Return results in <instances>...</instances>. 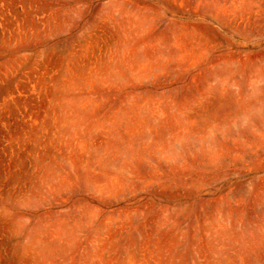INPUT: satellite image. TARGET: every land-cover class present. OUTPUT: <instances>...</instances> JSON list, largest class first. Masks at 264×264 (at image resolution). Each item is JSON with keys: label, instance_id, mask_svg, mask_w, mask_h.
Returning <instances> with one entry per match:
<instances>
[{"label": "rangeland", "instance_id": "1", "mask_svg": "<svg viewBox=\"0 0 264 264\" xmlns=\"http://www.w3.org/2000/svg\"><path fill=\"white\" fill-rule=\"evenodd\" d=\"M0 264H264V0H0Z\"/></svg>", "mask_w": 264, "mask_h": 264}]
</instances>
